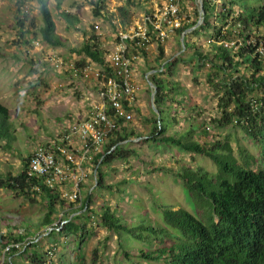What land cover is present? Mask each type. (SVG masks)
<instances>
[{
  "label": "trees",
  "instance_id": "trees-1",
  "mask_svg": "<svg viewBox=\"0 0 264 264\" xmlns=\"http://www.w3.org/2000/svg\"><path fill=\"white\" fill-rule=\"evenodd\" d=\"M28 0H18L16 5V26L19 36V45L28 46L31 42V33L36 27L34 18H29V13H22L20 6ZM108 0H88L92 6L94 17H107L115 23L120 18L123 23L128 21L129 7L138 8L145 16L152 11L149 0H124L116 11L109 10ZM41 24L38 32L41 41L50 46L64 47L66 40L56 32V24L49 7V0H36ZM202 0L204 9L202 23L191 32L186 33L184 46L189 44L187 36L203 32L212 37L210 50L201 52L194 48L196 67L208 65L211 67L208 76V84L214 90L216 98L215 116L210 124L199 130L193 125L183 134H194L192 139H184L180 134L167 133L160 119L153 118L152 128L145 138L147 141L171 143L179 149L192 155H200L209 158L215 165V170L210 171L202 166L189 165L164 169L180 179L182 187L191 201V209L180 204L174 208L156 198L153 202L160 216V221L147 213L137 212L134 218L127 221L118 214L117 207L101 206L95 212L97 224L113 231L118 235L119 245L123 248L124 255L131 260L132 246H136L135 256L144 258L146 264H264V66L255 53L253 42L264 40L260 32L264 29V0ZM59 15L67 26H75L81 23L78 14L61 8L56 4ZM237 6V8H235ZM216 10V11H215ZM199 14V9H195ZM151 29L150 22H147ZM196 21L184 22L177 30L181 34L187 28L194 26ZM238 24V37L242 45L237 50L217 44L219 37L232 36V27ZM228 25L224 30L223 27ZM152 31V30H151ZM152 41L157 43L158 60H161V71L171 75L175 68L177 56L167 58L164 56L163 41L152 34ZM82 65L87 59L106 67L105 55L108 52L103 49L96 35L87 37L78 49H73ZM4 57L0 47V57ZM150 69H155L153 66ZM222 77L217 80V74ZM156 72L148 75L147 79L156 87L154 103L158 112L163 97L169 96L174 88L168 87L163 91L165 81L156 76ZM256 102L257 109L251 107L250 101ZM172 103V102H171ZM178 107V106H177ZM136 112L139 109L136 108ZM176 115V114H175ZM173 115L171 121L173 122ZM236 120V122L234 121ZM150 122V121H149ZM240 126L243 131L259 146V153L255 155L246 147L238 144L237 155L228 138L221 140L216 135L210 134L211 126ZM132 131L126 126L121 127L109 139L102 153L95 158L96 185L104 186V173L100 169L101 164H106L113 159L128 156L134 151L124 150L121 142L130 139ZM210 138L207 140L200 137ZM16 129L10 118L9 109L0 102V147L6 151L14 150ZM113 147V148H112ZM109 151V152H107ZM30 155V154H29ZM29 156L22 158V169L12 172L0 173V187L26 196H41L46 208L41 226H51L55 214L63 205L57 194L39 183L40 190H33L36 182L34 178L26 176V168ZM89 192L83 200L82 206L75 211L68 212L60 229H52L46 235L52 233H69L77 237L79 245L84 237L91 232L92 226ZM34 197H32L33 199ZM31 199V198H30ZM139 210L142 205L137 204ZM81 211L69 218L73 212ZM3 237V236H2ZM0 237L2 241L3 238ZM25 237L19 235L9 237L10 241H22ZM8 241L6 243H8ZM24 241V240H23ZM5 244H1L3 246ZM24 249H13L10 255L27 253V247L35 245V241L28 244L24 241ZM45 256H38L31 252L27 257V264L44 262ZM132 261V260H131ZM5 264H13V260H6ZM54 264V262L52 263ZM137 264H145L138 261Z\"/></svg>",
  "mask_w": 264,
  "mask_h": 264
},
{
  "label": "rangeland",
  "instance_id": "rangeland-1",
  "mask_svg": "<svg viewBox=\"0 0 264 264\" xmlns=\"http://www.w3.org/2000/svg\"><path fill=\"white\" fill-rule=\"evenodd\" d=\"M17 1L0 0V47L5 54L4 57H0V102L8 107L13 126L17 128L16 139L13 143L15 149L6 151L0 147V173L9 171L13 174L22 169V158L29 156L32 144L44 142L47 137L54 136L58 131L54 130L55 127L59 128V122L67 119L64 113L70 103L62 101L61 91L70 84H67L68 76L56 69L54 60H79L78 56H73V53L77 54L73 49H78L82 42L91 35H96L101 40L102 48L109 51L116 43L117 31L137 26L143 21L142 11L134 7L128 8L129 16L126 23H123L120 18H116V24H114L107 17H94L92 6L88 0H49L56 32L68 40V46H50L41 41L38 32L41 18L37 2L28 0L29 18L35 20L36 27L32 31L36 35L34 37L30 33L28 37L32 38L31 42L24 47L19 45L16 26ZM158 1L149 0V5L154 7ZM195 1L185 0L182 13L187 14L190 21L197 22L200 15L196 14L195 9L198 8V4ZM220 1L216 0L218 6ZM124 2V0H108L107 5L109 10L114 12ZM58 3L61 8L80 16L79 28L67 26L59 15L56 6ZM260 33L264 35V29ZM180 37L181 34L176 32L163 43L165 57L177 56L179 58L171 75L161 71V60H158V47L155 42H153L149 54L144 58V64L139 74L149 72L150 67L153 66L158 69L155 71L156 76L165 81L162 86L163 91H166L168 87L173 86L174 88L169 92V96L163 97L161 104H158L161 111L157 112L153 108L154 100H151V94L155 89L151 85L150 89L144 87L145 92L141 93L139 101L143 102L144 100L146 104L141 107L139 112L134 113L130 123L121 126H126L128 131H132L130 139L121 142V145L124 146V150H129V152L133 150L134 152L124 158L113 159L100 165V169L104 173L103 187L96 185L97 175L93 173L82 185L83 200L89 192L91 193L89 205L92 210L90 212L92 217L91 232L84 237L79 245L76 242L77 237L73 234L44 235L48 230L47 226L41 228V221L46 211L41 196H26L0 187V237L3 236V240H0V262L9 260L10 257L13 264H27L26 257L31 252H36L38 256H45L47 249L52 247L54 248L52 256L54 264H137L138 261L146 264L144 258L135 256L136 246L141 245L133 243L132 246L135 247L131 254L132 261L129 260L119 245L118 235L98 225L95 212L105 205L111 208L117 207L116 212L127 221L134 218L137 212L147 213L160 221L157 208L153 203L156 198L167 205H173L174 208L180 204L191 209V201L184 191L180 179L164 169L157 170L155 168L170 166L180 168L189 165L192 167L202 166L214 171L215 165L209 158L192 155L171 143L153 142L145 139L154 123L153 118H161V122L166 128L165 132L181 135L192 125L202 130L206 124L212 123L211 119L216 114L214 107L217 96L210 88L207 76L211 67L208 65L196 67L194 55L196 47V49L200 47L201 52L210 50L211 44L208 42L210 36L203 32L187 36L188 41L194 44V47L190 44L188 47H183ZM36 42L39 44L36 45ZM221 77V73L217 74V80ZM74 95L76 96L77 93ZM173 115L175 116L172 122ZM210 126V134L216 135V138L220 140L222 138L229 139L236 155L238 144L258 155L259 146L240 126ZM182 137L192 139L195 136L187 133ZM204 137L200 138L207 140V143L210 144V138ZM32 197L34 198L32 199ZM139 203L144 209L139 210L137 206ZM60 211L53 214L54 221L57 220ZM19 235L25 237L24 241L35 238L38 240L35 241L34 246L27 247V253L24 255L20 253L10 255V252L9 255H5L4 259L2 256L4 245L1 246V244H6L9 237ZM23 240L22 250L25 247Z\"/></svg>",
  "mask_w": 264,
  "mask_h": 264
},
{
  "label": "built area",
  "instance_id": "built-area-1",
  "mask_svg": "<svg viewBox=\"0 0 264 264\" xmlns=\"http://www.w3.org/2000/svg\"><path fill=\"white\" fill-rule=\"evenodd\" d=\"M195 2L199 9L200 1ZM184 4L185 0H159L152 7L149 16L143 14L141 24L117 31L116 43L105 55L108 71L89 59L82 65L77 64L76 60H54V66L59 72L92 77L96 84V98L91 101L84 118H70L59 123L57 133L44 142L36 143L29 155L25 173L37 182L33 185V190H40L41 183L63 201L62 211L59 209L60 214L57 220L46 228L48 231L60 229V226L68 221L65 219L66 214L82 206V185L91 173L96 174L95 158L103 152L111 136L122 125L133 120L142 87L141 81L137 79V64L152 46V34L163 42L175 35L183 23L189 20L187 14L182 13ZM20 9L22 13H29V3L26 1ZM237 28L238 24L232 27V36L219 37L216 43L237 50L242 45ZM210 41L213 42L214 39L209 37L208 42ZM38 44L39 42H36V45ZM253 44L255 53L264 66V40ZM147 77L148 73L145 75V78ZM250 104L253 109H257L256 102L251 100ZM79 212L81 211L71 213L69 218ZM48 231L44 235L48 234ZM37 240L38 238L28 240V244ZM21 245L22 241L6 243L2 248L4 259L5 255H9L13 249L21 248ZM53 252L54 248L49 247L44 262L38 264H52ZM5 262L6 260H2L0 264Z\"/></svg>",
  "mask_w": 264,
  "mask_h": 264
},
{
  "label": "crops",
  "instance_id": "crops-1",
  "mask_svg": "<svg viewBox=\"0 0 264 264\" xmlns=\"http://www.w3.org/2000/svg\"><path fill=\"white\" fill-rule=\"evenodd\" d=\"M64 39L66 40L65 46H68L67 45L68 40L66 38H64ZM152 46H153V44H152ZM151 47H150V50H151ZM150 50L147 53H145L143 60H141L137 64V67H138L137 79L141 81V86H142L141 91H140L138 98H137V106H136V108H138L139 111L141 110V107L146 104V102L144 100H143V102L139 101V96L142 95L141 93L145 92L144 87L150 89V85L147 81V78H145V75L147 73L149 75V74L154 73L155 71L158 70V69H150V71L145 73V74H139V73H141V69H142V66L144 64V58L146 55L149 54ZM73 54H74L73 55L74 57L78 56L75 53H73ZM79 57L80 56H78L77 58H79ZM61 73H63V72H61ZM64 75L68 76L67 77L68 78L67 84L68 85L70 84L69 86L65 87V89L63 91H61V94H63V100L62 101L70 103V104H68L67 111L64 113V116L67 119L84 118L87 115L91 101L93 100L94 97L96 98L95 93H94L96 90L95 89L96 88L95 80L92 77H86L85 78V77H81V76H72L70 74V72H65ZM74 93L75 94L77 93V95L75 96ZM73 95H74V97H73ZM15 129L17 131V128H15ZM56 129L58 130L57 127H55L54 130H56ZM40 134H41V132H40ZM143 137H145V136H143ZM49 138L47 137V139H49ZM34 146H35V144H32V148ZM43 227L45 228V226H41V228H43Z\"/></svg>",
  "mask_w": 264,
  "mask_h": 264
},
{
  "label": "water",
  "instance_id": "water-1",
  "mask_svg": "<svg viewBox=\"0 0 264 264\" xmlns=\"http://www.w3.org/2000/svg\"><path fill=\"white\" fill-rule=\"evenodd\" d=\"M200 3H199V20L196 22V24L194 25V27H189L187 28L186 30H184L182 33H181V37H180V42H181V45L184 47V37L186 35V33H189L191 32L195 27H198L201 23H202V19H203V13H204V9H203V5H202V0H199ZM149 85H151V87H153L156 91V87L155 85H153L150 81H148ZM155 91L152 92L151 94V100L153 101L154 100V97H155ZM153 108L157 111L156 107L153 105ZM158 112V111H157ZM128 140H124L123 142H126Z\"/></svg>",
  "mask_w": 264,
  "mask_h": 264
}]
</instances>
